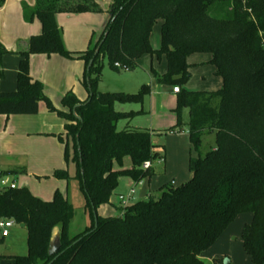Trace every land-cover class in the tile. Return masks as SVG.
<instances>
[{"label": "trees", "instance_id": "1", "mask_svg": "<svg viewBox=\"0 0 264 264\" xmlns=\"http://www.w3.org/2000/svg\"><path fill=\"white\" fill-rule=\"evenodd\" d=\"M5 2L0 0V8ZM23 10L25 20L37 18L42 31L19 52L17 90L0 92V115H37L41 102L55 111L44 85L31 77L32 55L60 54L84 61L83 84L90 95L80 101L69 92L62 100L68 112L59 114L67 122L65 131L73 147L70 157L66 143L65 161L72 158L76 166L73 179L86 197L91 224L70 236L76 209L59 190L51 201H44L27 188L0 189V219L24 224L28 231V253H0V264H205L202 253L243 214L252 215L242 232L244 250L252 264H264V0H113L102 36L95 42L93 35L87 50L80 53L65 48L56 16L103 12L95 0H36L34 7L25 5ZM157 26L162 45L153 49L150 38ZM7 54L0 42V79ZM146 55L166 57V73H155L158 83L180 91L177 122L164 133L188 134L196 154L188 161L192 176L180 185L165 184L158 199L122 207L117 217H102L98 210L110 205L120 178L135 182L149 178L154 174L152 167L143 165L165 158L159 152L165 147L153 144L150 131L118 129L120 121L142 111L126 113L116 106L142 104L150 87L143 85L135 94L98 91L100 58L107 59L112 69L119 63L133 71ZM196 55L209 58L206 64L214 66L222 78L221 89L184 88L193 67L189 59ZM185 108L190 115L186 124L181 117ZM208 135L215 136L216 146L203 155L201 144ZM127 157L132 167L123 169ZM115 164L121 170H115ZM53 176L71 179L61 169ZM57 227L60 249L50 256Z\"/></svg>", "mask_w": 264, "mask_h": 264}, {"label": "rangeland", "instance_id": "2", "mask_svg": "<svg viewBox=\"0 0 264 264\" xmlns=\"http://www.w3.org/2000/svg\"><path fill=\"white\" fill-rule=\"evenodd\" d=\"M100 1L104 6H107L113 0ZM87 16L89 19L86 20L83 26V28H86L85 40L81 43L78 42V48L75 49L76 51H83L86 49L92 31H96L98 34L103 29L108 18L104 13H94ZM69 29H73V25L66 22L64 31L68 33ZM150 42L153 49H159L161 47L162 38L159 26H157L152 33ZM203 58L205 57H191L190 63H195L199 61V59L203 60ZM48 60V73L50 74L51 71L60 72V74L65 75L66 78H70V86L66 91L72 90L73 94L77 97L80 94L81 97L86 99L87 89L82 82L85 73L84 61L70 59L60 54H53ZM100 61L103 63V70L101 73V80L98 84L99 92H126L135 94L143 85H148L151 89V92L144 97L142 104H126L120 106L128 111H143L130 120L120 121L118 129H125L129 122L128 124H130L131 127L155 131V134L152 136L153 144L165 147V158H159L153 163L152 170L154 174L142 180L143 185L138 186L136 195L129 201L128 205L149 198L158 199L160 190L165 184L174 181L175 184L180 185L190 179L192 174L188 167V161L191 155H196L186 132L160 133V131L170 129L177 122V115L175 113L177 95L171 92L172 87L170 88V86L159 84L155 75V73L163 75L167 71L166 57L164 55L161 57L157 55H146L140 59V68L133 71L112 69L105 58H100ZM213 67L212 65L203 67L194 65L191 69V78L184 88L188 91H216L221 89L223 85L222 78L215 73H211V75L207 74ZM44 68L45 65L43 62L37 63L36 72L41 75L39 77L42 79H44ZM40 81L44 86L46 85L44 81ZM49 83L51 91L55 95L54 100L52 98L49 100L55 108V111H50L45 102H42V106L47 109L50 114H53V118L62 121L63 118L59 112H68V109L62 104V82L56 79ZM181 117L184 124L189 122L190 115L187 108L183 109ZM58 135L59 132H56L55 135L47 133L36 134V132H32L28 139L27 136L8 137L5 139L0 137V142H2V140H14L12 144H0V147L3 146L5 149H11L9 150L11 153L16 149L18 154L13 152L16 155L14 157L15 160H18L22 167H25L28 171L27 174L10 177L11 181H14L17 187L29 189L32 195L42 200L51 201L57 190L67 197L68 201L76 209L74 218L69 227V234L73 237L82 233L87 226L91 224V217L89 211L85 209L86 197L80 188L79 182L73 179L76 174V166L72 162V158L69 163L65 161V142L69 143V154L70 157H73L71 138L63 134L64 139L61 141ZM52 140H55V142ZM51 142L54 143V145L51 144ZM215 146V136H205L201 144V153L206 155ZM11 153L9 152L8 154L10 155ZM124 167H132V161L129 157L124 159L123 168ZM57 168H64L71 176V179L64 180L54 177L53 173ZM134 182L135 181L129 177L121 178L118 188L111 197L116 204H120L119 195H126ZM251 219V214L238 216L215 244L202 253L201 259L204 260L205 264H223L226 258L231 260V264H252L251 258L244 250L242 240L243 229ZM0 238H3L1 229ZM0 253H10L16 256L26 255L28 253L27 229L22 228L19 224L11 228L9 230V236L3 238L2 244L0 245Z\"/></svg>", "mask_w": 264, "mask_h": 264}, {"label": "crops", "instance_id": "3", "mask_svg": "<svg viewBox=\"0 0 264 264\" xmlns=\"http://www.w3.org/2000/svg\"><path fill=\"white\" fill-rule=\"evenodd\" d=\"M99 6L102 8L103 12L108 18L107 21L103 27V29L97 34L96 31H92L90 34L89 40H88V45L85 50L83 51H76L77 49V44L78 42L81 43L82 41L85 40V35H86V28H83L86 20H88V16L90 14L94 13H86V14H58L56 16L57 22L59 26L61 27L63 31V41H64V46L65 48L70 51V52H84L87 50L90 40L92 39L93 35L95 37V42H97L100 37L102 36L104 29L110 19V14L108 13V9L110 5L113 3H109L107 6H104L100 0H95ZM36 4V0H6L5 4L3 7L0 8V42L6 47V49L10 52V54L6 55L3 59V74L4 77L0 79V92L3 93H12L17 90V76H18V69H19V63L21 60V56L19 55V52L22 50L27 49L29 40L31 39L32 36L40 35L42 31V26L40 21L35 18L32 22H27L25 20L24 16V10L23 7L25 5L29 7H34ZM87 17V18H85ZM66 22H69L70 25H73V29H69V32L66 33L64 31L65 24ZM72 31V32H70ZM72 33V34H71ZM75 34V35H73ZM200 57H205L203 60L196 61L195 63H189L191 65H197L199 67L207 66L209 64H206V62L209 61V58L207 56H202V55H196ZM51 56H46V55H32L30 57V74L33 80L39 81L40 80L44 81L46 85L44 86V93L47 96V98H52L54 100V94L51 91L50 88V83L54 80H59L62 82V100L68 94L69 92H72V90L66 91L69 86V79L68 77L66 78L65 75L60 74V72H53L48 73L49 69V58ZM194 57V56H192ZM78 60V59H77ZM38 62H43L45 65L44 72H43V78L42 79L39 73L36 72V65ZM140 68V60L138 61V67ZM136 68V69H137ZM193 68V67H192ZM215 67L212 68V70H209L207 72L208 75H211L216 73L215 72ZM85 72V70H84ZM191 72V71H190ZM166 73V72H165ZM83 82V78H82ZM42 83V82H41ZM84 85V84H83ZM85 86V85H84ZM86 88V87H85ZM171 88V87H170ZM87 89V88H86ZM211 91V90H207ZM171 92L174 95H177L173 92V88ZM126 93V92H124ZM130 94V93H129ZM134 94V93H132ZM78 95V94H77ZM89 91L87 89V97L86 99L81 97L80 94L78 95V99L80 101H86L89 97ZM124 105H118L116 106V109L121 112H131L133 110H126L124 107H120ZM143 111V110H141ZM135 112V111H134ZM53 114H50L47 109H45L42 106V102L39 105V113L37 115H11V116H5V115H0V137L3 139L5 138H12V137H26L27 139L29 138L30 134L32 132H36V134H50V135H55V133L59 132V135L62 137V140L64 139V136L66 135L65 131V125H66V120L63 119L62 121H59L55 118H53ZM58 121V123H57ZM127 121V120H125ZM129 123V122H128ZM126 125V128H132V129H141L138 127H131L130 124ZM173 127V126H172ZM171 127V128H172ZM146 130V129H145ZM169 130V129H168ZM150 131V130H148ZM167 131V130H165ZM165 131H160L161 134H163ZM153 135L155 134V131H150ZM58 135V137H59ZM53 139V138H51ZM55 139V138H54ZM61 140V141H62ZM55 142V140H52ZM14 143V140H2L0 144L2 145H8ZM67 142L64 143V150H65V145ZM51 144L54 145V143L51 142ZM11 149H5L3 146L0 147V175L4 177H8L10 179L11 175H3L4 172H22L26 171L25 174L28 173L27 169L25 167H22L21 163L18 162V160H15V154L13 152H16V149L14 151H9ZM11 153L10 155L8 153ZM159 152L161 155L165 154V149H160ZM11 157V158H9ZM65 170L64 168H57L54 170ZM123 169H130V168H123ZM115 170H121L120 167L115 164ZM22 175V174H18ZM16 176V175H14ZM191 178V177H190ZM11 180V179H10ZM119 179V184H120ZM14 182V181H13ZM174 182V181H173ZM182 184V183H181ZM143 185V184H142ZM141 185V186H142ZM178 185V184H175ZM132 188H135V190L138 188L136 186V182L130 186L129 192L126 194L128 195ZM114 194V193H113ZM120 195H125V194H120ZM119 195V197H120ZM136 195V194H135ZM66 197V196H65ZM39 198V197H38ZM67 198V197H66ZM41 199V198H40ZM47 201V200H44ZM120 208H122L121 204H116V202L111 198L110 200V205H103L99 208L98 213L102 217H117L120 214ZM88 227V226H87ZM10 254V253H7ZM12 255V254H10Z\"/></svg>", "mask_w": 264, "mask_h": 264}, {"label": "built area", "instance_id": "4", "mask_svg": "<svg viewBox=\"0 0 264 264\" xmlns=\"http://www.w3.org/2000/svg\"><path fill=\"white\" fill-rule=\"evenodd\" d=\"M115 68L117 70H122V71H130V68L124 65H121L119 63L115 64ZM173 92L175 94H178L180 91L178 88H174ZM152 167V164L150 162H146L143 165L144 169H150ZM143 182L139 181L136 182V186H140L142 185ZM173 184H175L173 182ZM5 187H9L11 189H16L17 185L15 182L11 181L8 177H4L2 175H0V189H3ZM136 194V190L135 188H132V190L130 191V193L128 195H120L119 200H120V204L123 208H125L126 206H128L129 201H131L134 197V195ZM16 225V222L14 220H6V219H0V229L2 231V237L6 238L9 236V230L11 228H13Z\"/></svg>", "mask_w": 264, "mask_h": 264}, {"label": "water", "instance_id": "5", "mask_svg": "<svg viewBox=\"0 0 264 264\" xmlns=\"http://www.w3.org/2000/svg\"><path fill=\"white\" fill-rule=\"evenodd\" d=\"M96 54H98V51L96 52ZM93 61L90 62L89 67L87 69V71L89 72L90 67L92 66ZM79 107V105H77L74 108V114L76 115V109ZM80 121L82 120L80 117H77ZM80 150V148H79ZM81 156V154H80ZM94 208V207H93ZM95 229L98 227V223H97V214L95 212ZM22 228H25V225L22 224L21 225ZM60 249V229L57 227L54 229L53 231V235H52V240H51V246L49 249V255L53 256L54 254H56L58 252V250ZM58 257V256H57ZM57 257H55V259L53 261H55L57 259ZM224 264H231V260L229 258H226L224 260Z\"/></svg>", "mask_w": 264, "mask_h": 264}]
</instances>
